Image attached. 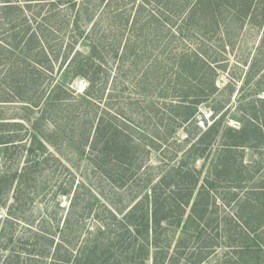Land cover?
<instances>
[{
	"label": "trees",
	"instance_id": "1",
	"mask_svg": "<svg viewBox=\"0 0 264 264\" xmlns=\"http://www.w3.org/2000/svg\"><path fill=\"white\" fill-rule=\"evenodd\" d=\"M150 3L151 0H143L138 5L140 14L134 26L141 30L147 24L155 28L166 25L163 30L166 41L160 45L164 53L169 44L174 49V39L184 41L190 18L185 15L181 24L172 28L171 22L178 19L176 15L181 9L180 5H172L167 10L161 7L150 10ZM45 4L47 9L43 12ZM76 4L77 0H0V103L14 102L26 109H34L43 101L45 106L39 119L43 120L49 116L50 111L46 110L50 102L59 96L71 94L70 89L60 82L62 75H70V80H85L86 85L80 94L85 101L89 99L90 90L102 70L107 79L109 61L118 62L125 52L124 48L118 49L129 18L125 14L129 7L123 0H101L107 11L104 16L120 21L118 29L122 32L115 36L112 47L107 48L109 37L103 33L94 39L96 34L93 36L92 33L96 25L93 23L91 29L82 35V39L89 42L85 46L86 53L76 49L67 60L69 47L65 46L64 50L59 51L62 58L57 70L63 66L58 79L53 82L58 72L51 74L50 69H53V58L58 57H54L57 50L51 42L55 38H62L57 33L59 21L66 14V9L75 8ZM94 6L99 7V2ZM192 10L194 8L188 12ZM79 12L80 8L79 11L76 9L73 16L76 24ZM165 16H169V21L164 19ZM155 39L157 36L151 37V40ZM130 52L135 50L131 49ZM108 53L110 55L105 59ZM193 55L194 52L185 56V64L190 62ZM186 74V71L183 72L185 79ZM197 83L195 81L190 85L191 93L186 94L184 99L177 95L174 100L175 107L185 109L181 125L172 129L167 126L162 130L160 139L147 135V145L154 142L166 147L169 139H176L182 146L172 158L166 159L163 171L143 186L139 197L127 210H112L92 189L79 181L72 191L73 179L68 189L62 186L52 189L46 184L54 200L57 194L70 195L63 216L59 220L53 216L47 217L44 221L46 227L33 232L35 236L41 234L43 244H54L49 251L51 259L48 264H180L179 257L169 254L175 232L179 230L178 247L186 245L193 236L205 241L204 236H209L206 226L215 214L217 205L215 190L224 186L234 194L233 204L237 206L236 214L232 217L238 229L234 244L237 253L235 264H264V244L261 243L264 242V184L253 185L250 183L252 177L244 176L245 170L241 169L244 166V151L260 148L264 143V97L259 95L264 90V73L257 79L249 98L232 110L241 111V115L237 117L234 112L229 114L228 118L237 122V126H231L224 120L229 107L209 124L203 122L199 126L196 117L198 111L195 110L202 102L210 101L212 92L208 88L198 90L195 87ZM180 86L183 89V85ZM45 95L47 99L43 98ZM154 122L157 123L158 119ZM121 124L111 119L107 121L97 152L103 154L110 150V163L122 166L117 183L120 188L128 184L127 171L135 166L133 155L136 150L135 141L127 142L124 139L127 137L124 127L130 123L123 119ZM188 124H191V128L196 127L197 131L192 135L180 136L178 128ZM21 127V122L0 119V158L4 164L18 153L23 154L25 159V164L19 170L6 166L0 171V202L13 184L15 203L19 200L20 189L36 195L39 190L34 177L37 171L45 167L51 170L63 168L58 156L51 150L53 143L50 139L45 141L27 128L21 133ZM138 130L142 131L141 128ZM80 147V153H84V144ZM145 155L150 158V151L145 150ZM100 161L101 158L98 164ZM243 181L251 185L249 189L246 188L243 197H238V192L231 191V188H242L240 184ZM57 206L56 203L52 205L53 209ZM223 231L230 238V227L225 226ZM207 246L203 245V248ZM194 260V264L200 263L198 256ZM182 264H187L186 260Z\"/></svg>",
	"mask_w": 264,
	"mask_h": 264
},
{
	"label": "rangeland",
	"instance_id": "2",
	"mask_svg": "<svg viewBox=\"0 0 264 264\" xmlns=\"http://www.w3.org/2000/svg\"><path fill=\"white\" fill-rule=\"evenodd\" d=\"M142 1L123 0L129 7L125 13L129 18L123 36L120 37L122 42L118 49L124 48L125 52L118 62L109 61L107 68L110 72L107 79L103 75L104 71H101L100 78H96L97 81L94 82L87 101L80 96L86 85L85 80L78 78L70 80V75L66 77L62 75L60 82L70 89L71 94L59 96L50 102L51 105L46 110L50 111L49 116L43 120H39L45 106L42 99L39 106L34 109H26L25 106L14 102L0 103L1 120L21 122L23 124L21 133L27 128L36 132L45 141L50 139L53 143L51 150L63 165V168L58 167L56 170L45 167L37 171L34 176L39 187L36 195L20 189L19 200L15 203L14 184L5 193L3 201L0 202V264L49 263L51 259L49 251L54 244L52 246L49 243L43 244L41 234L35 236L33 232L46 227L44 221L49 216L59 220L65 212L70 195L67 197L57 194L54 200L46 184L52 189H57L58 186L68 189L73 179L72 191L79 181L92 189L112 210L116 212L127 210L139 197L143 186L163 171L166 159L172 158L176 151H180L182 145L176 139H169L166 147L150 141L147 145L145 142L148 140V134L160 139L163 135L162 130L167 126L172 129L181 125L185 109L175 107L173 103L177 95L184 99L186 94L191 93L190 85L195 81L198 82L195 86L198 90L205 91L208 88L212 92L210 101L202 102L198 106L199 109L195 110L198 111L196 117L199 126L203 125V122L209 124L227 107L229 110L226 111L224 120L231 126L238 125L228 116L231 112L237 117L241 115V111L232 110H236L235 106L249 98L257 79L264 73V0H209L208 3L205 0H151L150 10L157 7L167 10L172 5H180L181 9L176 15L178 19L171 22L172 28L181 24L180 21L185 15L190 18V21H187L188 33L184 36V41L174 39L172 44L175 46L174 49L169 44L164 53L160 45L166 41L163 36L166 25L155 28L147 24L145 29L141 30L134 26V21L140 14L138 5ZM96 2H99V7L94 6ZM205 5L207 7L204 8ZM79 8L76 24L73 16L75 10L79 11ZM190 8L194 10L188 12ZM46 9L47 4L44 5L43 12ZM115 10L118 9L115 7ZM65 12L59 21L60 32L57 31L62 38H55L51 42L57 50L54 57H58L53 58V69H50L51 74L58 72L53 82L58 79L63 66L57 70L62 58L59 51L64 50L65 46L69 47L70 55L67 60L76 49L86 53L85 46L89 42H85L82 35L91 29L93 23L96 25L92 33L93 36L96 34L94 39L102 33L109 37L108 42H105L107 48L112 47L115 36L122 32L118 29L119 20H114L116 21L114 23L112 18L104 16L107 11L101 0H77L76 7H69ZM168 17L165 16L164 19L169 21ZM75 27L77 28L74 29ZM153 36H157L154 40L158 41L157 43L151 40ZM131 49L135 52L131 53ZM191 51L195 55L188 64H185V56L191 54ZM109 55L110 53L105 59ZM70 65L73 63L70 62ZM185 71L186 79L183 77ZM180 84L183 85V89ZM259 95L264 97V90ZM43 98H46V95ZM110 119L118 125L123 119L128 121L130 124L124 127L127 131V137L124 139L127 142L129 140L136 142L133 155L135 166L127 171L128 184L121 188L117 183L120 181L122 166L110 163L112 156L110 150L97 154L103 129ZM156 119L157 123L154 122ZM190 125L180 126L179 135L183 137L194 134L197 128H191ZM115 141L116 139L111 143ZM83 144L85 151L80 153V146ZM145 150L150 151V158L145 155ZM128 152L127 149L126 153ZM140 162L141 167L138 164ZM24 164L25 159L20 153L13 155L11 161L5 164L0 158V171L6 166L19 170ZM242 165H244L241 166L242 171L245 170L244 176L252 177L250 183L255 186L263 185L264 143L260 148L246 149ZM240 185L242 188L232 187L231 191L238 192V197H243L247 192L246 188L249 189L251 184H244L243 181ZM215 197L217 203L215 214L210 217L206 226L209 236L204 234L205 241L195 239L193 236L186 245L178 247L179 230L175 232L169 254L179 257L180 264L185 260L187 264H194L196 256L200 259L199 264L236 263L237 253L234 244L238 229L232 218L237 209L233 204L234 194L228 191L226 186L217 187ZM54 203L58 206L53 209ZM225 226L230 227V238L223 231ZM203 245L209 246L203 248Z\"/></svg>",
	"mask_w": 264,
	"mask_h": 264
}]
</instances>
